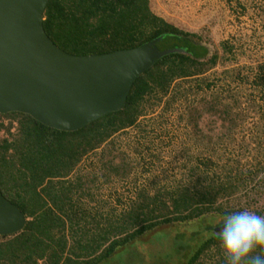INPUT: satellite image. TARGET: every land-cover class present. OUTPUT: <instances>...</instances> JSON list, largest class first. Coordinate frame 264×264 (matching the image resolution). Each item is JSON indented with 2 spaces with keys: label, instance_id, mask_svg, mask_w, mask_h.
Masks as SVG:
<instances>
[{
  "label": "trees",
  "instance_id": "16d2710c",
  "mask_svg": "<svg viewBox=\"0 0 264 264\" xmlns=\"http://www.w3.org/2000/svg\"><path fill=\"white\" fill-rule=\"evenodd\" d=\"M227 1L244 8L241 0ZM44 29L73 56L134 49L160 37V51L181 52L141 76L123 110L79 131H58L21 113L0 115V190L27 219L21 232L0 236V264H104L162 226L199 237L191 246L178 236L167 264L173 257L226 264L216 232L224 215H264V60L242 64L234 42L215 46L207 33L180 29L151 0H50ZM165 116L187 140L181 171L153 176L151 189L128 203L118 196L114 205L103 190L136 184L140 167L150 173L161 161L150 146L154 138L147 141L150 128L167 124Z\"/></svg>",
  "mask_w": 264,
  "mask_h": 264
},
{
  "label": "water",
  "instance_id": "95a60500",
  "mask_svg": "<svg viewBox=\"0 0 264 264\" xmlns=\"http://www.w3.org/2000/svg\"><path fill=\"white\" fill-rule=\"evenodd\" d=\"M49 2L0 0V115L21 113L58 131H79L123 110L136 81L181 52L160 51V37L134 49L70 55L44 29ZM26 223L0 190V236L19 233Z\"/></svg>",
  "mask_w": 264,
  "mask_h": 264
},
{
  "label": "rangeland",
  "instance_id": "374dc122",
  "mask_svg": "<svg viewBox=\"0 0 264 264\" xmlns=\"http://www.w3.org/2000/svg\"><path fill=\"white\" fill-rule=\"evenodd\" d=\"M151 1L153 10L158 15L180 29L193 33L209 34L208 39L212 41V45L218 46L220 42L228 39L234 42L242 64L264 60V0H241L245 9H240L237 5L236 9H231L228 7L227 0ZM161 112L162 108H159L155 117L159 116ZM173 122L174 119L170 120V117L165 116L164 123L167 124L161 125V128L157 127L156 132H152L151 128L149 129L150 135L147 142L150 144L154 138L155 145L150 146L154 151H161V161L156 162L154 167L152 166L150 173H142L143 168L140 167L141 176L136 184L132 180L120 185L118 191L103 190L102 194L105 199L114 198L112 203L119 205L116 202L117 198L118 196L122 198L123 195L125 197L122 200L128 203L129 197L133 193L140 189H151L153 176L158 175L160 179H164L167 171L169 174H178L181 171L185 158L184 147H181L185 145L187 140L182 137V129L177 126L176 122ZM156 126L158 125L156 124ZM185 148L188 149V146ZM160 151L156 153L158 154ZM87 164V162L84 163V165ZM156 234H166V241L157 244L154 240ZM180 235H184L187 240L186 244L191 246H195L199 238L190 239L193 234L183 227L162 226L155 233L142 237L129 251L126 250L125 253L104 264H167V254ZM203 235L204 233L201 236ZM160 238H163V235H160ZM180 256L182 253L178 254V257ZM182 261L173 257L169 264H182ZM206 264H215V261L208 260Z\"/></svg>",
  "mask_w": 264,
  "mask_h": 264
},
{
  "label": "clouds",
  "instance_id": "9594fccd",
  "mask_svg": "<svg viewBox=\"0 0 264 264\" xmlns=\"http://www.w3.org/2000/svg\"><path fill=\"white\" fill-rule=\"evenodd\" d=\"M218 238L226 264H264V215L249 210L226 214Z\"/></svg>",
  "mask_w": 264,
  "mask_h": 264
}]
</instances>
